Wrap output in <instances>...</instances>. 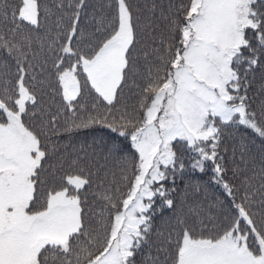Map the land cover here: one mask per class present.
Here are the masks:
<instances>
[{
	"label": "snow or ice",
	"instance_id": "snow-or-ice-1",
	"mask_svg": "<svg viewBox=\"0 0 264 264\" xmlns=\"http://www.w3.org/2000/svg\"><path fill=\"white\" fill-rule=\"evenodd\" d=\"M0 264H264V0H0Z\"/></svg>",
	"mask_w": 264,
	"mask_h": 264
},
{
	"label": "trees",
	"instance_id": "trees-1",
	"mask_svg": "<svg viewBox=\"0 0 264 264\" xmlns=\"http://www.w3.org/2000/svg\"><path fill=\"white\" fill-rule=\"evenodd\" d=\"M92 2L94 3L95 0H92ZM241 132L243 133V130H241ZM243 134L245 135L246 139H248L249 141L255 139L256 143L257 144L259 143V139L256 138L254 134H252L250 131L247 133H243ZM93 135L106 136L108 135V132L106 129H96L95 131H89L87 133H84V132L80 133V138H84L86 136L89 140H91ZM207 180H208V177L204 176L203 180H200L199 177H194L192 181L194 184L199 182L203 189L201 194L198 197H196V199L199 200L203 204L205 209L207 208L208 204L212 203L214 200L219 199L222 201L224 199L220 195V190L216 186L208 184ZM204 192L207 193V201L204 200Z\"/></svg>",
	"mask_w": 264,
	"mask_h": 264
}]
</instances>
